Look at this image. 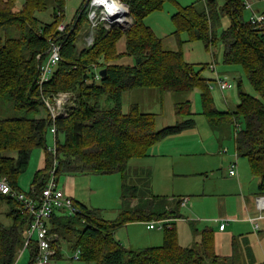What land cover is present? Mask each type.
<instances>
[{
  "label": "trees",
  "instance_id": "16d2710c",
  "mask_svg": "<svg viewBox=\"0 0 264 264\" xmlns=\"http://www.w3.org/2000/svg\"><path fill=\"white\" fill-rule=\"evenodd\" d=\"M15 1L0 0V27L15 26L20 31L19 36L0 41V174L8 178L14 191L22 192L18 190V178L27 170L34 148L43 147L44 164L35 173L27 194L35 196L41 192L54 159L47 147L53 120L44 97L53 98L60 91H69L76 94L74 105L56 120L58 178L60 174L99 172L121 173L124 179L122 212L117 219H106L100 209L76 199L80 208L76 214L70 215L66 210L55 212L50 220V231L58 237L52 243L57 251L54 258L61 257L62 239L74 238L79 259L87 264H216L220 258L214 251L210 230L204 232L200 245L179 244L175 222L183 217L179 208L183 200L174 203L166 196L142 194L138 185L127 180L132 158L148 155L156 142L196 124L191 101L175 104L177 115L186 117L184 120L157 129L154 113L143 112L137 105L127 113L123 111V94L140 87L161 92L198 88L202 113L211 126L234 120L238 123L236 119L243 117L245 126L235 137L237 152L248 159L253 175L259 179V193L264 195V28L245 18L243 0H224L222 5L218 0H198L180 6L172 15L176 35L186 32L190 40H202L207 49L221 46L225 63L243 66L257 95L241 89L235 111L219 110L211 92V79L202 76V69H196L194 63L185 59L181 48L166 49L163 39L145 24L150 13L162 10L167 1L176 0H127L133 23L126 29H107L100 24L94 29L95 41L91 46L80 36L83 23L91 25L88 0H84L64 32L58 30V25L64 20L67 0H25L21 9H16ZM50 2L54 5L53 20L44 23L36 13L46 10ZM224 17L230 23L220 30ZM123 37L126 49L118 53L117 44ZM51 39L62 44L61 60L52 78L40 88V64L47 58ZM123 53L132 56L134 63L112 62ZM98 67L107 68L104 77ZM98 73L100 77L96 78ZM105 95L112 106H103ZM43 108L47 110L45 114ZM59 133L65 134L64 142L59 141ZM2 202L8 205L4 214L11 222L5 224L0 211V264H15L24 247L28 212L15 195L0 193V209ZM165 219L170 220L171 226L164 228L162 245L130 249L115 237L116 230L130 222ZM30 249L32 264L37 260V244L32 242Z\"/></svg>",
  "mask_w": 264,
  "mask_h": 264
},
{
  "label": "rangeland",
  "instance_id": "374dc122",
  "mask_svg": "<svg viewBox=\"0 0 264 264\" xmlns=\"http://www.w3.org/2000/svg\"><path fill=\"white\" fill-rule=\"evenodd\" d=\"M123 1L126 2L127 0ZM196 1L198 0L167 1L162 10H156L144 19L145 24L150 26L158 37L167 38L164 44L166 48L172 49L171 45L177 47V49L181 48L185 59L188 62L194 63L196 69H202V76L211 79V92L219 110L235 111L240 101L241 89L252 95H257L243 66L225 63L224 51L221 46H213L207 49L202 40H190L186 32H181L179 36L175 34L176 26L172 15L178 11L180 6H186ZM24 2L25 0H16V9H21ZM83 2L84 0H67L63 20L65 23L68 24L75 20ZM218 3L222 5L224 0H218ZM255 8L257 9V6ZM53 9L54 5L50 2L48 8L37 12L36 16L44 23L51 22L53 20ZM250 14L251 12L246 9L245 18L249 19ZM229 23V18L224 17L222 26L219 29L227 27ZM83 24L80 36L85 41L86 32L91 30L89 28L91 25L88 26L87 23ZM19 35L20 31L15 26L0 27V41L5 42L7 38ZM79 45L81 46L82 43ZM117 48L118 53L125 51L126 40L124 37L118 42ZM112 62L117 64H133L134 59L132 56L123 53L113 58ZM212 64L216 66L215 70L212 69ZM101 68L98 67V70L100 71ZM218 76L227 79L233 84V87L222 92L216 81ZM240 82L241 87L239 85ZM61 92L64 91H60L57 94ZM67 93L70 95L71 106H73V96L76 94L69 91ZM102 100H105L103 102V106L105 107L113 105L106 95ZM186 100L191 101L193 117L196 121L195 127L186 129L178 135L166 137L153 144L149 149L152 156L133 158L131 163H129L131 168H134L136 165L142 166L150 168L151 171L149 172L151 173H148L146 170L141 177L133 178V181L130 180L129 183H138L142 194L151 191V193L176 196L177 198L188 197L190 199L189 205L181 206V212L188 217L187 219H195L196 226L201 229L208 222H210L211 227H216V223L213 222L214 218L212 217L218 216V210H216L218 202L227 198L229 204L226 207L228 209L231 206H237L236 194L243 193L240 189L239 179L248 191L253 192L254 189L252 190L251 187L254 185V182L250 181V178H257L251 172L248 159L242 156L236 157L234 135L237 125L235 120L232 123L222 124L219 128L211 126L207 117L202 113L201 91L198 88L189 92H161L157 88L148 87L131 89L123 94V111L127 113L133 105H137L141 111L152 112L156 116V128L161 129L186 118L178 116L175 109L177 102ZM46 111L43 108L42 114H45ZM236 121L239 123L238 128L245 126L243 117L237 118ZM224 126L227 127L225 128ZM223 131H226L227 135L221 134ZM56 139L52 130H49L47 134V147L49 150L56 145ZM58 139L64 142L65 134L59 133ZM226 148H228V153L223 152ZM13 155L16 156V153H13ZM44 156L45 148H34L27 170L18 178L19 191L25 193L31 191L35 173L41 168ZM236 161L239 164L240 173L243 168L246 170L247 175L244 174V176L239 178V176L231 177L228 174L231 162ZM148 174H150V178L152 175V190L149 188V184L144 185ZM58 180L60 188L66 189V186L69 184L71 190L74 191L75 198L79 202L85 203L92 208L100 209L106 219L114 220L120 216L122 212L123 187V179L120 173L91 172L76 175L60 174ZM237 185L239 186V190ZM232 189L237 190L231 191ZM222 193L228 195H223ZM224 200L227 202L226 199ZM7 208V203L2 202L0 209L2 213L1 220L5 224H10V218L4 214ZM141 224V222L136 224L135 228L137 229L135 233L133 230L127 229L126 225L117 229L116 233L120 235L125 247H129L126 244L128 236L135 245L133 248L139 249L146 248L147 246L150 247L149 245H158L152 242V238L156 235L163 236L164 228H159V224H157L156 229L148 230L145 224ZM187 241L190 240H185L184 242L182 238L180 243H187ZM62 242V256L52 259L51 264H87L82 259H73L77 253L74 247V238L72 240L62 239ZM161 244H163V241L159 242V245ZM32 257L30 248L24 249L23 252L20 250L17 264H29ZM32 264H36V262ZM256 264H264V260L257 261Z\"/></svg>",
  "mask_w": 264,
  "mask_h": 264
},
{
  "label": "built area",
  "instance_id": "2783aa9c",
  "mask_svg": "<svg viewBox=\"0 0 264 264\" xmlns=\"http://www.w3.org/2000/svg\"><path fill=\"white\" fill-rule=\"evenodd\" d=\"M245 8L251 14L249 21L259 28H264V11L254 8V0H243ZM88 16L91 22V30L85 38L87 46H91L95 41L94 29L100 24L109 29L114 26H120L123 29L128 28L133 23V18L130 15V5L123 0H88ZM67 28V23L64 21L58 25V30L64 32ZM62 44L58 39H51L49 48L47 50V58L40 64L39 85L42 88L53 76L54 71L61 60ZM41 58V54L38 55ZM212 69L215 70L216 66L212 64ZM99 73L96 78H99ZM218 87L222 92L233 87V84L227 79L220 76L216 79ZM44 102L49 109L51 118L53 120L52 132L57 134L56 120L59 116L65 115L71 106L70 95L67 92H61L53 98L44 97ZM237 128L235 134L237 136L239 123H236ZM54 155L53 165L50 170L49 176L45 185L42 187L39 194L29 196L25 192H16L13 190L8 178L0 174V193L15 195L20 201L23 202L28 212V226L26 228V238L24 247L21 250L30 248L32 242L37 244L38 254L36 264H51L57 251L52 246V243L58 238L56 234L50 231V220L58 210H66L70 215L76 214L80 211L79 206L76 204L75 198L67 194L64 189L58 185L59 178L57 174L58 160L56 145L50 149ZM230 175L237 174V164L234 162L230 166ZM187 199L183 200V204ZM260 205L264 203V198L258 199ZM170 227V220H159L148 223V228ZM225 223L220 225L224 229ZM80 252L77 251L74 258L79 259ZM17 264V261L16 263Z\"/></svg>",
  "mask_w": 264,
  "mask_h": 264
},
{
  "label": "crops",
  "instance_id": "0c3cea01",
  "mask_svg": "<svg viewBox=\"0 0 264 264\" xmlns=\"http://www.w3.org/2000/svg\"><path fill=\"white\" fill-rule=\"evenodd\" d=\"M255 6H257V10L264 11L263 0H254V8H255ZM162 39H163V44H165V41L167 38L166 39L162 38ZM171 46H172V49H169V50H178L177 47H174L173 45H171ZM166 49H168V48H166ZM143 112H147V111H143ZM178 122H180V121H177V123ZM177 123H175V124H177ZM195 125L193 127H195ZM167 126H170V125H167ZM193 127H191V128H193ZM224 127L226 128L227 126H224ZM217 128H219V127H217ZM217 128H214V129L218 130ZM221 134H224V136L227 135L226 131L225 132L223 131ZM176 135H178V134H176ZM235 137H236V134L234 135V142H235ZM235 150H236V157L237 158L240 157L238 152H237L236 143H235ZM223 152L228 153V148L224 149ZM149 156H152V153L150 150L148 152V155L142 156V157H149ZM131 160H133V158ZM131 160L129 163H131ZM232 163H234V162H231V164ZM235 163L237 164V174L236 175H230V173H229L230 167L228 169V174L231 177L239 176V178L241 176H244V174L247 175L246 170L243 168L241 169V173H240V168L238 166L239 164L237 161ZM43 164H44V159H43V163L41 165V168H42ZM231 164H230V166H231ZM146 170L148 171V173H151V172H149V171H151L150 168H145V167L137 166V165L134 168H131V166L129 164L128 169H127V178H128L127 180H128V182L130 180H132L133 178L141 177L145 173ZM121 176L123 179L122 174H121ZM123 181H124V179H123ZM250 181L254 182V185L251 187L252 190L254 189L253 192L248 191L245 188V185H243L242 181L239 179L240 189H241V192H243V193L236 194L237 195V206L236 205L231 206L228 209L226 207L227 204H229V201L227 200V198H224L227 200V202L224 199L220 200L218 202V205L216 206V208H217L216 210H218V213H217L218 216L212 217V218H214L213 222L216 223V227H211V225L209 224L210 222H208V223L204 224V227L201 229V228H198L196 226L195 219H191V220L187 219L188 217L181 212V206L182 205H184V206L189 205L190 199L188 197L183 196V198H181V197L177 198L176 196H167V195H162V194H156V195L169 197L170 200L174 201V203H176V201H178V200L187 199L186 203H184V204L182 203L179 206L180 213L182 214L183 217L180 219H177L175 222V229H176V232L178 235V242L180 245H182V246H193L196 244L200 245V243L202 242L204 232L206 230H210L211 233L213 234V237H214V251L220 258L216 264H256L257 261H263L264 260V203H263V205L262 204L260 205V203L258 201V199L264 198V195L259 193V189H258L259 179L258 178H250ZM133 184L138 185V183H133ZM145 184L146 185L149 184V188H151V190H152V175L150 178V174H148L147 181L144 183V185ZM138 186L140 187V185H138ZM149 188H148V190H149ZM237 188L239 190L238 185H237ZM235 190H237V189H232L231 191H235ZM64 191L67 194H69L75 198L74 193H73L74 191L71 190V187L69 186V184L66 186V189H64ZM149 193H151V191ZM223 195H228V194L224 193ZM195 207H196V205H195ZM220 210H221V212H220ZM185 219H187V220H185ZM138 222L145 224L146 228L148 230H154L157 228V227L156 228H148L149 222H143V221H138ZM134 223H136V222H130V223L126 224V226L128 227L127 229H131L135 233V230L137 229V228H135V226L137 223L136 224H134ZM222 223L226 224L224 229L220 228V225ZM115 237L118 241H120L121 244H123L120 235H117L116 232H115ZM164 238H165V234L163 236H157L156 235V236H153L152 242H155V244H158L157 246H159V242L163 241V243H164ZM182 238H183L184 242H185V240H190V241H187V243H180V240H182ZM187 238H189V239H187ZM126 244H128V246H129L128 248H130V249H138V248H133L135 245H134V243H132L129 236L126 238ZM149 246H154V245H149ZM139 249H141V248H139ZM61 256H62V254H61ZM56 258H59V257H56ZM73 259L79 260V259H76L74 257H73Z\"/></svg>",
  "mask_w": 264,
  "mask_h": 264
},
{
  "label": "water",
  "instance_id": "95a60500",
  "mask_svg": "<svg viewBox=\"0 0 264 264\" xmlns=\"http://www.w3.org/2000/svg\"><path fill=\"white\" fill-rule=\"evenodd\" d=\"M107 71H108L107 68H103V69H101V70H100V74H101V76L104 77V76L107 74Z\"/></svg>",
  "mask_w": 264,
  "mask_h": 264
}]
</instances>
